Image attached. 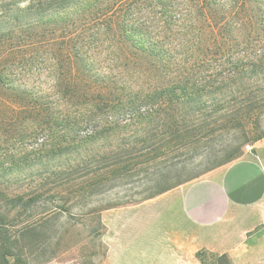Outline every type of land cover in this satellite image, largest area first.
Segmentation results:
<instances>
[{
    "label": "trees",
    "instance_id": "1",
    "mask_svg": "<svg viewBox=\"0 0 264 264\" xmlns=\"http://www.w3.org/2000/svg\"><path fill=\"white\" fill-rule=\"evenodd\" d=\"M46 69L45 92L15 85ZM0 90L17 104L1 118L33 119L42 148L109 140L81 163L92 190L110 185L177 150L188 121L262 104L264 0H0ZM11 160L0 152V264H42L56 253L45 192L11 193ZM170 176L147 198L183 184Z\"/></svg>",
    "mask_w": 264,
    "mask_h": 264
},
{
    "label": "rangeland",
    "instance_id": "2",
    "mask_svg": "<svg viewBox=\"0 0 264 264\" xmlns=\"http://www.w3.org/2000/svg\"><path fill=\"white\" fill-rule=\"evenodd\" d=\"M38 72L19 76L15 85L35 94L45 92L51 83L49 73L46 69L38 76ZM11 105L17 106L15 100L0 90V111ZM1 115L0 152L8 151L14 164V172L6 178V187L11 193L28 192L34 189L31 185L42 187L45 195L39 209L44 212L41 215L47 213V217H52V223H47L53 224L48 249L56 253L42 264H109L108 225L118 224V209L133 208L153 198H147L150 192L145 189L154 185L161 170L170 171L168 182L172 185L178 181L190 183L225 168L236 159L253 156L264 139V101L237 105L223 117L214 115L206 120L197 117L188 121L189 135L184 136L177 150L132 176L92 190L91 166L82 164V158L91 151L107 149L109 140L100 139L83 148L73 145L61 153L58 148L61 137L58 136L51 139L55 147H40L44 137L31 135L37 125L33 119L4 120ZM112 141L113 145L117 139ZM248 144L253 146L252 151L247 150ZM133 252L137 250L127 248L126 253ZM200 255L207 264H218L214 255L205 252Z\"/></svg>",
    "mask_w": 264,
    "mask_h": 264
},
{
    "label": "crops",
    "instance_id": "3",
    "mask_svg": "<svg viewBox=\"0 0 264 264\" xmlns=\"http://www.w3.org/2000/svg\"><path fill=\"white\" fill-rule=\"evenodd\" d=\"M117 212L109 264H207L203 252L264 264V139L253 156Z\"/></svg>",
    "mask_w": 264,
    "mask_h": 264
},
{
    "label": "built area",
    "instance_id": "4",
    "mask_svg": "<svg viewBox=\"0 0 264 264\" xmlns=\"http://www.w3.org/2000/svg\"><path fill=\"white\" fill-rule=\"evenodd\" d=\"M246 148H247L248 151H252L253 150V146L251 144H248L246 146Z\"/></svg>",
    "mask_w": 264,
    "mask_h": 264
}]
</instances>
